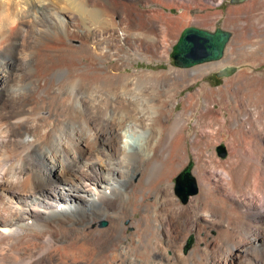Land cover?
<instances>
[{"label": "bare ground", "instance_id": "1", "mask_svg": "<svg viewBox=\"0 0 264 264\" xmlns=\"http://www.w3.org/2000/svg\"><path fill=\"white\" fill-rule=\"evenodd\" d=\"M71 1L0 0V122L26 189L0 180L22 203L0 217V264H264V96L235 92L264 76L242 68L178 97L264 62V0L228 10L225 59L132 72L134 55L170 59L184 24L223 15L192 9L224 0ZM191 154L198 192L183 203L173 179Z\"/></svg>", "mask_w": 264, "mask_h": 264}, {"label": "rangeland", "instance_id": "2", "mask_svg": "<svg viewBox=\"0 0 264 264\" xmlns=\"http://www.w3.org/2000/svg\"><path fill=\"white\" fill-rule=\"evenodd\" d=\"M247 1L248 0H224L223 2L219 3L216 6V8H209L207 10L206 9H192V12H191L192 16H200L202 14L204 15V14H207L209 12H213L215 10H222L223 11V15L219 19H217L215 22H211V21L208 22V21H205L202 18H194L193 21L184 24L182 26V29H180V32L178 33L179 36H177V40L173 44V47H172V49L170 51V56H171V54L173 52L174 46L178 43L179 38L181 37L182 32L184 31L185 28L190 27V26L199 27V28H202V29H205V30H208V31H215V30L221 28L223 30H226V31L231 32V34H232L231 41H232L236 37L237 32H236V30L232 26L226 24V17L228 15V10L230 8H232V7H238V6L242 5L243 3H246ZM71 2L76 7L77 6H85L89 10H92L93 7H94V6H92L93 4L91 2H89L88 0L87 1L86 0H73ZM139 7L141 9H143V10H149L151 8H156V7H161V6L158 5V4H156V5H149V6L141 5L140 4ZM177 12H178V10L177 9H174V13H177ZM257 16L260 17L261 14H258ZM105 23H106L107 26L105 25ZM105 23L103 25H105L107 28H110L111 27L109 23H107V22H105ZM106 27H104V28H106ZM231 41H229V43L227 44V47L225 49L224 56L220 60H223V59L226 58L227 53L229 52V48H230V45L229 44H230ZM237 49H238L237 50V53L239 55H243V54H246L247 52H250V51H247L246 49H243L242 47H238ZM133 58L135 59V60H133V64L131 66L127 67L125 69L126 71H131L132 72L134 69H139V70L140 69L141 70L150 69V70L160 71V70H169L171 67H175L176 66L175 63H174V59L172 58V56L170 57V59H159V58H156L155 57L153 59V61L140 59L139 56H135V55H134ZM220 60H215V61H220ZM215 61H212V62H215ZM206 63H209V62H206ZM202 64H204V63H202ZM177 67L178 66H176V68ZM230 67H233L234 68L231 74H229L227 76H224V75H222L220 73L222 71L223 72H226L227 69L219 70V71L218 70L217 71H213V72L205 75L203 79H201L199 82L193 84L191 87L185 88L182 91V93H180L178 95V97H180V96H182V97L186 96V94L189 91L193 92V91L197 90L204 83L208 84L209 86H211L213 88H217L219 86H222L225 83V79L227 77H231L233 74H235L238 70H240L242 68H248V69L251 68L249 70L253 74H259L261 76H264V62L261 63L260 65H258L257 67H252L250 65L238 66L236 64H232V65H230ZM63 75H64L63 73H60V76H63ZM138 91L140 93V96L145 95L146 90H145V84L144 83H141L139 85ZM235 92H236V98L238 100H240L242 103H247V102H250L251 104L258 103V101H260V98L263 99L262 97L264 96V82H259V83L252 84V85L243 84V83L238 84V86L235 88ZM181 107L182 106H181V103H180L178 105V107H177V111H179L181 109ZM4 125H6V124L2 123V121H1L0 122V128L2 130L0 129V180L2 179V177H3V179L5 177L7 180L4 182V184H8L9 187H12L14 184H17V185H15L12 188L16 189V187L19 188L21 186V188L23 190L25 187H22L21 183L18 182L20 180L19 177L21 176V175H18V174H21L20 171L22 170V167L23 168L25 167V162L24 161L22 162L21 160H19V159H21V156L19 157V154L20 153H19V151L16 150V147L13 145V144H15V138L14 139L13 138L11 139L8 136V134L6 133L7 126H4ZM191 127H192V124H191ZM217 154H218V156L220 158H224L225 159V158L228 157L229 152H228V149H227V147H226V145L224 143H221V144H218L217 145ZM192 155L193 154H191V157H190V161L189 162L192 161L194 163V160H193V156ZM13 161H15V162H13ZM189 162L181 170H179V172H177L175 178L173 179V184H174V187H175V192H176L177 196L180 198V200L183 203H185V201L181 197V195L178 193V189H177L178 186H177L176 179L184 171V169L189 165ZM14 165H16V166H14ZM20 166H21V168H20ZM194 167H195V163L193 165V175L195 176V178H197L196 175L194 174ZM17 170H19V171H17ZM25 190H23V191H25ZM7 194H8V196H6V197L0 196V217L3 218L4 216H6V217H8L10 219L11 218V215L10 214L13 211V209L14 208L21 207L22 203L20 202L21 199H20V196L19 195L12 193V191H10L9 193L7 192ZM6 212H8V213H6ZM9 212H10V214H9ZM99 224H100V226H103L104 227V226H106L108 224V220H106L105 218H100V223ZM6 242L8 243V241H6ZM194 245H195V238L192 237V239L188 242L187 246L188 247H191V246H194ZM3 246L4 247L5 246L8 247L7 244H4Z\"/></svg>", "mask_w": 264, "mask_h": 264}, {"label": "water", "instance_id": "3", "mask_svg": "<svg viewBox=\"0 0 264 264\" xmlns=\"http://www.w3.org/2000/svg\"><path fill=\"white\" fill-rule=\"evenodd\" d=\"M231 32L221 28L208 31L190 26L184 29L171 54L174 63L179 67H191L203 62L219 60L224 56ZM193 163H190L177 177V189L186 201L198 192L197 181L192 175Z\"/></svg>", "mask_w": 264, "mask_h": 264}]
</instances>
